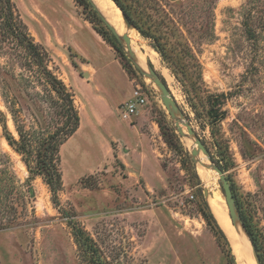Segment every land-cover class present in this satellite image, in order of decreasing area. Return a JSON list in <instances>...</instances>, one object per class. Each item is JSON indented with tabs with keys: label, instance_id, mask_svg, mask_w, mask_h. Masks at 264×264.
Returning a JSON list of instances; mask_svg holds the SVG:
<instances>
[{
	"label": "rangeland",
	"instance_id": "374dc122",
	"mask_svg": "<svg viewBox=\"0 0 264 264\" xmlns=\"http://www.w3.org/2000/svg\"><path fill=\"white\" fill-rule=\"evenodd\" d=\"M14 1L59 77L74 90L81 125L60 148L63 190L57 206L41 177L27 183L29 169L0 124V149L17 176L7 200L17 220L0 230V264H230L228 252L234 264H256L247 235L237 227L246 246L233 247L210 209L208 197L214 193L227 208L218 174L207 169L217 176L215 186L206 187L201 165L192 157L195 141L178 133L156 86L131 62L90 3L100 22L93 20L118 44L116 49L108 44L113 57L81 27L79 36L90 41L84 52L93 54L88 63L98 70L91 81L69 44L75 22L92 18L90 8L77 0ZM119 1L130 12L132 28L117 6L124 31L115 29L120 35L133 31L144 49L156 54L158 65L147 57L145 67L152 65L164 79L210 160L225 172L242 219L256 232L257 255L264 264V0ZM8 47L0 50V68L8 72L1 75L0 111L9 131L19 138L9 111L14 103L24 131L44 137L61 129L64 120L55 94L44 92L21 69L19 50ZM136 85L145 92L146 103L123 120L117 104L132 99ZM140 111L150 113L140 127L146 140L140 151L153 160L155 174L134 166V157L127 155L131 150L114 142L131 131ZM200 159L208 163L203 153ZM124 163L132 167L126 169ZM74 226L89 237L93 258L79 248Z\"/></svg>",
	"mask_w": 264,
	"mask_h": 264
},
{
	"label": "trees",
	"instance_id": "16d2710c",
	"mask_svg": "<svg viewBox=\"0 0 264 264\" xmlns=\"http://www.w3.org/2000/svg\"><path fill=\"white\" fill-rule=\"evenodd\" d=\"M77 1L85 9L90 8L92 18H87V21L107 44L116 49L118 44L115 37L107 29L99 28L93 18L99 22L100 19L91 9L87 0ZM113 1L130 21V12L127 11L119 0ZM7 45L9 46L8 48L19 50L20 54L18 55L22 58L19 63L21 69L31 73L30 76H34V78L37 79L39 84L44 88V92H48L50 96H52L51 94H55L58 102V109L60 110L59 116L64 120L61 129H57V131L49 133L44 137H36L33 133L24 131L22 126L19 125V115L18 112L15 111L16 106L14 103L13 107L10 105L9 111L19 136V138L16 139L8 129L5 114L0 111V124L4 137L8 144L22 156L31 174L27 183L32 181L35 177H41L52 193L53 203L59 206V194L63 190V174L60 168V148L79 130L81 125L80 111L76 105V94L74 90L66 85L59 77L49 52L35 41L27 25L23 21L14 0H0V50L3 51L4 47ZM7 73V71H2L0 68V85L1 82L4 81L1 75H8ZM11 77L14 80L16 79L13 76ZM20 77L23 79L25 75L20 74ZM162 80L165 83L163 78ZM34 148L37 149L35 154V166L33 167L31 164L32 155L35 152ZM0 165L2 166L0 170V230H4L13 225L17 220L16 211L15 213L13 211L14 206H9V203H7L8 198L14 194L13 189L16 188L14 183L17 176L13 170L9 157L4 154L1 149ZM19 194H21V192ZM233 195L236 198L234 192ZM21 198L20 195L17 196V199L21 200ZM12 203L14 204V202ZM243 221L249 239L258 251L259 245L256 232L253 227L248 224L246 218L245 220L243 219ZM73 230H75L74 237L81 251L85 255H90V258H93L94 252L92 251V245L89 243V237H87L83 230L77 229L76 226H74ZM219 233L224 237L221 230H219ZM227 256L229 257L230 264H234L231 252H228ZM97 262L98 264H109L105 260H98Z\"/></svg>",
	"mask_w": 264,
	"mask_h": 264
},
{
	"label": "water",
	"instance_id": "95a60500",
	"mask_svg": "<svg viewBox=\"0 0 264 264\" xmlns=\"http://www.w3.org/2000/svg\"><path fill=\"white\" fill-rule=\"evenodd\" d=\"M87 1L90 3L93 9L97 12L99 17L103 21V23L111 31V33L116 37V39L123 46H125L126 51H127V56L131 60V62L135 65V67L140 71V73L144 77L149 79L151 83L156 86V88L159 91L161 102L163 103L164 107L168 111L172 120L175 122L178 133L183 137H189L195 141L197 147L192 150V157L194 161L209 170L215 171L218 174L220 184L222 187V191L225 197V201L228 206L230 219L236 227L240 226V228L249 238L247 231H246L244 221L237 208L230 182L228 181L225 172L223 171L221 167H219L217 164L213 163L210 160L208 156L209 154L207 152L205 145L198 138L197 134L195 133L193 128L190 126V124L186 121L183 111L181 110L176 100L174 99L173 95L171 94L167 84L163 82L160 75L153 69L151 65L147 64L146 67L143 68L137 63V55L132 49L130 36L128 34L120 35L115 29V27H113V25L109 22V20L107 19L103 11H101V9L97 6V4L93 0H87ZM122 18L124 19L127 25V28L131 29L132 25L130 21L128 20V18L123 14H122ZM85 77H88V74H85ZM201 153L207 156L208 163H203V161L200 159ZM208 196L209 194L206 192V197ZM250 243H251L252 253H253L255 262L256 264H260V260L257 255V250L253 246L251 240H250Z\"/></svg>",
	"mask_w": 264,
	"mask_h": 264
},
{
	"label": "crops",
	"instance_id": "0c3cea01",
	"mask_svg": "<svg viewBox=\"0 0 264 264\" xmlns=\"http://www.w3.org/2000/svg\"><path fill=\"white\" fill-rule=\"evenodd\" d=\"M77 24H79L80 27H76ZM74 25L75 26L72 27V37H71V41L69 42V44H70L71 49L73 50V52L76 56L75 60L81 59L83 61V63H81V69L80 70L84 71V72L86 70L88 72L89 80L91 81L94 79L96 74H98V70H96L94 67H92L88 63L89 59L93 57V54H91V57H89L87 52L86 53L84 52V49H86V47L88 48V43L90 44V41L84 37L85 35L79 36L81 34V31H80L81 27L85 28V30L87 31L86 35L93 37V39H95V41L100 45L99 49H101L103 51V49L101 47L104 46L107 51L111 52L113 57H114V53L110 49L107 42H105L103 40V38L93 29V27L89 24V22H87L86 20H80L79 19V20H77V22H75ZM101 50H99V51H101ZM97 54H99V53H97ZM115 61H117L121 67V64L119 63V61L116 59H115ZM121 69H122L123 73L126 75V79L128 80V83H130L131 86H133L132 82L129 79V76L127 75L125 70L122 67H121ZM98 90H99V87L96 89V91H98ZM121 104L122 103L117 104V108ZM148 119H150V113L148 111H140L139 115L136 118H134L133 123H131V125H130L131 131H129V132L127 131L126 136L124 138H122V139L117 138L114 140V142L116 144L119 143V147L124 146L126 148V151L131 150V153L129 152L127 155H129V156L131 155L134 157L133 158L135 160L134 163H137L134 166H139L140 168L142 167L144 169L147 168L153 174H155V173H157V171L155 169V165H154L153 160L150 159L147 152L140 151L141 148H143L144 145L146 144L145 137H142V135L144 136V134H143L142 130H140V127L144 124V121H148ZM130 134H135V135H137V137L129 136ZM117 147H118V145H117ZM144 156L148 160L147 162L143 161L142 157L144 158ZM124 165L126 166V169H128V166L132 167V163H124ZM144 174L146 175V171L144 172Z\"/></svg>",
	"mask_w": 264,
	"mask_h": 264
},
{
	"label": "bare ground",
	"instance_id": "6f19581e",
	"mask_svg": "<svg viewBox=\"0 0 264 264\" xmlns=\"http://www.w3.org/2000/svg\"><path fill=\"white\" fill-rule=\"evenodd\" d=\"M93 1L101 9V11H103L105 16L109 20V22L115 28H118V30H120V31H124L123 23H122L121 18H120L121 12L113 0H93ZM121 17H122V15H121ZM133 33H134L133 31L132 32L129 31V36L131 38V46H132L133 51L137 55V63L141 67L145 68V59L147 57H150L151 61L154 64L158 65L159 61L156 58V54H152V51H150V49L149 50L144 49V47L142 45V41L140 40L139 36L134 35ZM208 170H207V168H205L201 165V167H200L201 178H202L206 187L207 186L208 187H214L216 184L217 174L216 173L210 174L208 172ZM208 204L210 206V209H211L213 215L215 216L216 220L218 221L220 227L222 228V230L224 231V233L226 234V236L230 240V243L232 244V246L235 248H242V247L245 248L246 245H244L245 242L243 240V237L239 233L237 227L232 223L230 216H229V212L227 210L228 206L226 208V206L222 202V198H221L220 194L214 193V194L210 195L208 197ZM238 228L244 234V232L240 228V226ZM241 264H243V263H241Z\"/></svg>",
	"mask_w": 264,
	"mask_h": 264
},
{
	"label": "built area",
	"instance_id": "2783aa9c",
	"mask_svg": "<svg viewBox=\"0 0 264 264\" xmlns=\"http://www.w3.org/2000/svg\"><path fill=\"white\" fill-rule=\"evenodd\" d=\"M146 94L141 86H134L133 97L128 102L120 105L119 113L123 120H130L137 114L139 106H144L146 103ZM191 199L194 197L191 196Z\"/></svg>",
	"mask_w": 264,
	"mask_h": 264
}]
</instances>
